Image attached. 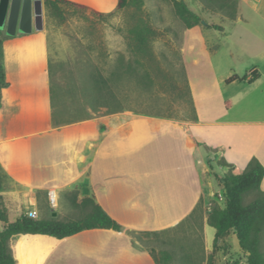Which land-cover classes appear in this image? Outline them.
Instances as JSON below:
<instances>
[{
  "label": "crops",
  "instance_id": "obj_1",
  "mask_svg": "<svg viewBox=\"0 0 264 264\" xmlns=\"http://www.w3.org/2000/svg\"><path fill=\"white\" fill-rule=\"evenodd\" d=\"M237 12L229 31L219 24L222 31L206 27L226 35L223 71L216 68L218 52L205 44L203 29L188 30L184 53L203 50L206 66L200 81H189L193 117L188 121L149 114L113 124L106 117L57 121L45 23L29 33L0 30V70L8 83L0 102L1 195L20 197L18 205L5 200L9 221L23 214L66 221L60 219L62 196L88 178L96 203L121 226V231L91 229L64 239L15 235L9 248L16 264H157L131 233L179 229L200 205L204 250L213 252L216 229L207 215L215 193L224 195L214 173L240 175L254 158L264 166V0H239ZM192 34L204 44L190 50ZM252 73L257 77L251 83L226 81ZM220 160L232 168L218 165ZM261 183L264 191V179ZM52 192L57 207L50 203ZM219 244L228 248L220 264H237L246 255L234 232Z\"/></svg>",
  "mask_w": 264,
  "mask_h": 264
},
{
  "label": "rangeland",
  "instance_id": "obj_2",
  "mask_svg": "<svg viewBox=\"0 0 264 264\" xmlns=\"http://www.w3.org/2000/svg\"><path fill=\"white\" fill-rule=\"evenodd\" d=\"M70 1L87 9L62 5L63 16L60 17L43 5L57 121L68 124L106 117L110 118L106 123L113 124L133 114L186 121L193 117L189 81H200L205 75L202 69L206 67L205 53L203 50H196L192 56L191 52L184 53L188 30L175 15L170 2L143 0L140 7L132 5L117 11L118 0ZM184 1L205 22L199 25L207 40L205 44L218 52L213 59L218 71H223L224 55L229 48L226 35L206 27L219 24L229 31L232 28L229 19L205 9L200 0ZM238 5L233 11L237 17ZM144 22L156 34L151 39L149 51L140 54L131 44L129 31ZM250 23V27L255 26L254 20ZM199 38L195 34L190 36V50L204 44ZM198 53L200 55H196ZM197 57L202 59L201 64H195ZM19 198L14 194L5 196L11 206L18 205ZM213 204L225 207L221 192L215 193L211 208ZM59 209L60 219L81 218L67 209ZM203 209L200 205L179 229L138 233L132 237L144 248L154 250L159 258L163 253L170 255L168 264H206L207 257L208 264H220L228 248L218 243L207 255L199 221ZM246 258V255L241 257L237 264H248Z\"/></svg>",
  "mask_w": 264,
  "mask_h": 264
},
{
  "label": "trees",
  "instance_id": "obj_3",
  "mask_svg": "<svg viewBox=\"0 0 264 264\" xmlns=\"http://www.w3.org/2000/svg\"><path fill=\"white\" fill-rule=\"evenodd\" d=\"M172 4L175 15L181 20L186 30L193 29L202 23V18L193 12L184 0H165ZM205 9L210 12H218L231 21L237 19L234 11L238 5V0H200ZM44 4L49 12L62 17V5L81 9H87L70 0H45ZM143 0H118L117 11L129 6L140 7ZM97 13V12H96ZM104 15L101 13H97ZM209 28L222 31L219 25H209ZM156 32L147 23L131 29L129 38L137 53L143 54L149 51V44ZM257 75L252 73L251 77L241 78L233 76L227 79V83L234 81L253 82ZM8 86L5 74L0 70V102L1 91ZM210 153V149H206ZM218 165L232 168L224 160H220ZM213 170L214 164L210 163ZM219 185L224 189L226 205L222 208L218 204H213L208 216V224L216 229L214 247L220 239L234 232L238 238L240 247L247 255L248 264H264V191L261 188L264 179V166L254 158L248 165L245 172L235 175L228 171L223 175L214 173ZM83 179L79 185L67 190L62 196V206L69 213L81 217L79 219H69L61 221L57 219L41 220L28 215H21L13 222L9 221L8 212L5 207V199L1 195L3 173L0 165V222L3 224L0 230V264H16V260L9 248L10 239L18 234H41L49 235L58 239H64L85 230L91 229H113L121 231V226L112 219L101 206L96 203L95 197L90 193L89 182ZM132 235L136 233H131ZM150 253L157 264H168L171 260L167 253L159 258Z\"/></svg>",
  "mask_w": 264,
  "mask_h": 264
},
{
  "label": "water",
  "instance_id": "obj_4",
  "mask_svg": "<svg viewBox=\"0 0 264 264\" xmlns=\"http://www.w3.org/2000/svg\"><path fill=\"white\" fill-rule=\"evenodd\" d=\"M33 25L37 30L44 28L42 0H0V30L6 29L9 35L29 33Z\"/></svg>",
  "mask_w": 264,
  "mask_h": 264
},
{
  "label": "built area",
  "instance_id": "obj_5",
  "mask_svg": "<svg viewBox=\"0 0 264 264\" xmlns=\"http://www.w3.org/2000/svg\"><path fill=\"white\" fill-rule=\"evenodd\" d=\"M49 199H50V203L52 205V207H57L58 206V195L54 192L50 193L49 195ZM33 215H31L30 217H32Z\"/></svg>",
  "mask_w": 264,
  "mask_h": 264
}]
</instances>
